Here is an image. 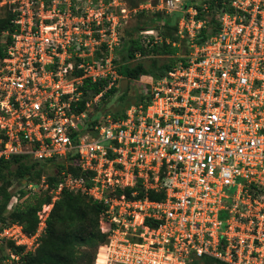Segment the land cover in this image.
I'll return each mask as SVG.
<instances>
[{
    "label": "built area",
    "instance_id": "1",
    "mask_svg": "<svg viewBox=\"0 0 264 264\" xmlns=\"http://www.w3.org/2000/svg\"><path fill=\"white\" fill-rule=\"evenodd\" d=\"M177 1L129 9L124 0H0L13 24L0 33V159L71 155L80 172L62 171L32 233L18 222L2 227L0 246L22 248L8 247L4 263L36 250L66 188L103 205L106 242L92 264L203 256L264 264V0H222L215 32L162 77L143 81L146 103L91 134L79 121L85 78L120 84L116 52L131 14L168 11ZM188 23L179 32L193 38L201 22L190 14ZM140 33L151 43L152 29ZM35 187H47L45 176L26 189Z\"/></svg>",
    "mask_w": 264,
    "mask_h": 264
},
{
    "label": "trees",
    "instance_id": "2",
    "mask_svg": "<svg viewBox=\"0 0 264 264\" xmlns=\"http://www.w3.org/2000/svg\"><path fill=\"white\" fill-rule=\"evenodd\" d=\"M217 2L219 10L222 9V7H224L222 5V0H217ZM213 4L214 2L212 1L211 5ZM125 25L121 36V42L125 37ZM216 28L217 21L209 35L202 30L199 34V37L201 36V38L198 40V43L204 41L208 36L213 34ZM12 30L13 24L11 22V14L5 10L4 13L0 15V33ZM149 38L152 41L151 35ZM139 40V38L132 37L131 35L128 36L127 42H124L125 48L129 47L128 56H134L135 49H139L141 53L145 52L144 49L139 46ZM144 41L146 42V40ZM3 55V43L0 42V57ZM117 67L121 78H127L128 81L136 80L141 76H147L151 79L157 75V77H154V79H157L162 77L172 68H161L162 70L159 69L160 71L158 70L157 74L153 76L143 64H136L132 67L129 66V64H122ZM108 81V79L91 81L90 79L85 78L81 86L83 95L87 94V91H90L93 96L101 93L100 97L104 98L107 94L120 90L119 86H110L109 88H106ZM124 95V93L118 95L120 101L124 99ZM148 99L149 96L147 94L140 93V102L146 103ZM130 105H132V102H126L120 115H114L113 119L116 120L122 118L125 115L126 109ZM84 107L85 101L82 99L78 102L76 111L81 112L84 110ZM74 159L75 158L70 155L67 159L61 161L57 176L45 175V181L47 184L45 191L47 192H45L42 197H39V194L30 192L31 190L26 189V192H22L24 200L16 204L7 215L4 213L11 200V194L7 188L9 181L13 178H25L28 176V179L32 180L36 178L39 181L32 183L37 186L44 174L40 173L41 170L35 168L36 163H38L37 161L28 163V159L25 157H13L8 160L0 159V230L5 225L12 222H18L23 226L26 233H32L38 224L37 210L43 203L50 201V191L62 181L65 173H71L74 176L80 174L79 168L75 165ZM62 171H65L64 174ZM162 195V193H149V196L155 199H160ZM102 210V203L92 201L86 196L75 194L72 191L63 188L58 198L53 202L52 209L46 219L45 230L39 239L38 247L33 252L22 253L17 263L92 264L98 251V247L106 242L105 234H102L98 227V219ZM0 247L5 249L10 247L12 251L15 252H20L22 250L21 247L15 246L11 241H8ZM6 257L7 256H5L4 259H6ZM15 263L16 262H14V264ZM2 264L6 263L2 262ZM187 264L225 263L203 256L200 258L192 257Z\"/></svg>",
    "mask_w": 264,
    "mask_h": 264
},
{
    "label": "rangeland",
    "instance_id": "3",
    "mask_svg": "<svg viewBox=\"0 0 264 264\" xmlns=\"http://www.w3.org/2000/svg\"><path fill=\"white\" fill-rule=\"evenodd\" d=\"M125 1L126 6L129 9L135 8L141 3L145 5L148 1H150L152 5L159 4V0ZM212 1L214 2L213 5H211ZM154 10L155 9H153V12L145 10L137 11V13H132L127 19L124 30V41L122 40L121 47L116 52L119 56L117 62L119 66L122 64H129V66L132 67L136 64H143V66L154 76L159 69L171 68L178 61L185 60L190 52L191 44L193 42L198 43V40L201 38V36L199 37L200 32L203 30L207 35L212 32L216 23V14L219 11V6L217 0H180L175 2L174 8L168 11L156 12ZM189 11L191 13H189ZM3 13L4 10L0 8V15ZM190 14H193L195 21L201 22L200 28L194 29L195 31L198 30L199 34L195 35L193 38L189 36L187 29L185 28H182L181 32H179V22L181 20H184V25L188 24V27L190 28L188 23ZM147 29L153 30L154 35H151V38L152 40H155L154 36H156V42L151 41V43L147 44L144 41L147 35H143L140 32ZM129 35L140 39L139 46L144 49V53H141L139 49H135L134 56H128L129 47L125 48V43L127 42ZM2 41L3 39L0 36V42ZM154 77H157V75ZM154 77L152 79H154ZM147 80H150L147 76H141L136 80L128 81V85L123 92L125 95L122 101L118 98V95L120 94L119 91L111 92L107 94L106 97H99L97 99H95L90 92L82 95V99L87 102V105H85L84 110L81 111L83 116H79L80 123H82L89 134L93 133L94 127L104 122L107 117L112 119L114 115L119 116L126 102L130 101L132 104L139 103L140 93L144 88L143 81ZM61 161L63 160L55 159L52 161L38 162L36 163L35 168L41 170L40 173L44 174V176H57ZM32 162L33 160L28 159V163ZM35 181L38 180L36 178L32 180L28 179V176L25 178H13L9 181L7 188L11 194V200L4 213L5 215H7L16 204L24 200L22 192H26L27 186ZM30 192H35L36 194H39V197H42L47 191L42 187H35V189ZM7 249L0 247L1 264L2 262H5L4 258Z\"/></svg>",
    "mask_w": 264,
    "mask_h": 264
},
{
    "label": "water",
    "instance_id": "4",
    "mask_svg": "<svg viewBox=\"0 0 264 264\" xmlns=\"http://www.w3.org/2000/svg\"><path fill=\"white\" fill-rule=\"evenodd\" d=\"M127 85H128V79L127 78H121L120 84H119V88H120L119 92L123 93L124 90L126 89Z\"/></svg>",
    "mask_w": 264,
    "mask_h": 264
}]
</instances>
